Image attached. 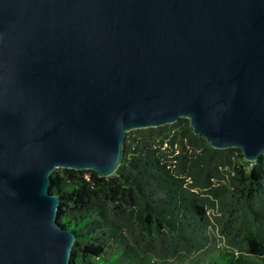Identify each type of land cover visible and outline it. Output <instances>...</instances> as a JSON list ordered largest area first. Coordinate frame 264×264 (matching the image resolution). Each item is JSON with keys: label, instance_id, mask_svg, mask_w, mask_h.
Here are the masks:
<instances>
[{"label": "water", "instance_id": "water-1", "mask_svg": "<svg viewBox=\"0 0 264 264\" xmlns=\"http://www.w3.org/2000/svg\"><path fill=\"white\" fill-rule=\"evenodd\" d=\"M183 118L263 155L264 0H0V264H72L52 173L113 176Z\"/></svg>", "mask_w": 264, "mask_h": 264}, {"label": "trees", "instance_id": "trees-1", "mask_svg": "<svg viewBox=\"0 0 264 264\" xmlns=\"http://www.w3.org/2000/svg\"><path fill=\"white\" fill-rule=\"evenodd\" d=\"M189 121L126 134L113 176L52 173L72 264H264V153L217 150Z\"/></svg>", "mask_w": 264, "mask_h": 264}, {"label": "rangeland", "instance_id": "rangeland-1", "mask_svg": "<svg viewBox=\"0 0 264 264\" xmlns=\"http://www.w3.org/2000/svg\"><path fill=\"white\" fill-rule=\"evenodd\" d=\"M62 170H63V169H57L56 171H59L60 173H62ZM214 234H215V236H216V243H217L220 247H222L223 242L220 240L218 233H217V232H214Z\"/></svg>", "mask_w": 264, "mask_h": 264}]
</instances>
